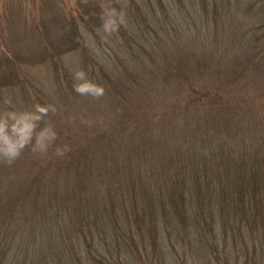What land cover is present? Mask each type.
Listing matches in <instances>:
<instances>
[{
	"label": "trees",
	"instance_id": "obj_1",
	"mask_svg": "<svg viewBox=\"0 0 264 264\" xmlns=\"http://www.w3.org/2000/svg\"><path fill=\"white\" fill-rule=\"evenodd\" d=\"M82 1L85 32L53 14L64 33L42 40L80 48L116 121L90 138L75 122L32 125L31 108L7 102L3 118L19 122L0 121V264H264V0L239 25L186 0H171L179 13L165 0ZM101 25L112 52L87 39L100 43Z\"/></svg>",
	"mask_w": 264,
	"mask_h": 264
},
{
	"label": "rangeland",
	"instance_id": "obj_2",
	"mask_svg": "<svg viewBox=\"0 0 264 264\" xmlns=\"http://www.w3.org/2000/svg\"><path fill=\"white\" fill-rule=\"evenodd\" d=\"M165 1L166 9L179 13V7L176 4H173L171 0ZM248 1L215 0V3L213 0H206L203 4L201 0H193V2L186 0L182 8L200 12L204 9L213 10L216 7L224 13L229 24L238 22L239 25L237 15L242 17L243 12L248 10ZM260 1L258 0L254 6L257 11ZM102 7L104 11L112 12L109 4H104ZM84 9L85 5L82 0H0V75L3 73V80L9 79L12 82L8 86L9 89L2 90L0 93V121H7L10 128L16 129L19 121L12 117L3 118L4 106L8 104L7 102L17 109L29 108L30 111L32 109L34 113L32 114L34 118L31 121L32 125L51 123L54 126H63L66 123L75 122L74 125L77 127L85 126L80 128V131L90 138L99 135V131L107 128L109 123L116 121V113L112 109L114 98L110 100L108 91L95 93V89L90 88V82L88 83L85 78L86 69L84 64H81L83 54L80 48H69L67 43H63L61 51L53 45L47 49L42 40L43 35L51 41L61 38L64 33L59 32L54 26L51 19L53 14H59L60 18L65 19L68 14L75 16L78 27L85 32V25L79 14ZM65 19H61L62 25ZM43 22L48 30L46 33ZM246 22H252L250 24L253 25L254 19L246 17L240 26L244 27ZM195 28L200 29L198 23H195ZM101 29L102 25L98 29L102 39L100 43L92 33H86L87 39L96 49L103 46L112 52L110 37L114 35L108 34L105 30L101 31ZM185 29L193 31L192 25L186 26ZM66 68L71 76L67 74ZM70 82L74 84L76 82V87L79 84V89L85 93L77 94L69 87L67 88L70 91L67 90L65 85L67 86ZM139 94L143 97L148 95L143 91ZM106 97L110 101L105 102ZM175 97L176 93H166V95L161 93L160 100L158 97L156 99L161 101L164 98L170 100ZM160 105L156 104L154 107L150 105V109L156 113L163 108V105L161 108ZM121 106H123L122 102ZM73 107L77 113L71 114L69 108ZM99 109L100 113L97 112ZM151 116L156 123V114ZM81 133L77 132L78 135ZM145 135L148 134L145 133ZM73 138L78 137L74 135Z\"/></svg>",
	"mask_w": 264,
	"mask_h": 264
}]
</instances>
